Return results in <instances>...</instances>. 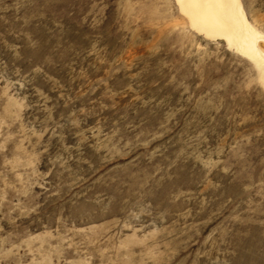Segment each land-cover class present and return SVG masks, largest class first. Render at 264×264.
I'll return each instance as SVG.
<instances>
[{"label": "rangeland", "instance_id": "obj_1", "mask_svg": "<svg viewBox=\"0 0 264 264\" xmlns=\"http://www.w3.org/2000/svg\"><path fill=\"white\" fill-rule=\"evenodd\" d=\"M0 264H264V66L175 0H0Z\"/></svg>", "mask_w": 264, "mask_h": 264}, {"label": "bare ground", "instance_id": "obj_2", "mask_svg": "<svg viewBox=\"0 0 264 264\" xmlns=\"http://www.w3.org/2000/svg\"><path fill=\"white\" fill-rule=\"evenodd\" d=\"M189 28L222 39L238 54L264 66V34L248 19L241 0H175Z\"/></svg>", "mask_w": 264, "mask_h": 264}]
</instances>
